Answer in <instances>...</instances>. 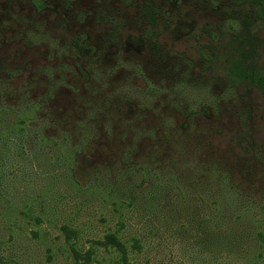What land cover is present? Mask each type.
<instances>
[{"label": "rangeland", "instance_id": "obj_1", "mask_svg": "<svg viewBox=\"0 0 264 264\" xmlns=\"http://www.w3.org/2000/svg\"><path fill=\"white\" fill-rule=\"evenodd\" d=\"M38 1L0 0V97L26 86L30 101H45L49 91L44 131L86 145L73 179L50 165L51 148L38 157L27 143L21 158L13 140L0 153V264H73L64 226L79 231L83 254L94 249L90 264H118L104 246L111 233L133 264H264V95L231 72L238 64L264 73V22L250 0ZM155 129L163 138L141 137ZM187 147L196 162L226 169L216 186L203 171V186L182 182L186 193L158 178L141 182L133 199L113 195V176L131 183L122 178L127 150L135 168L151 158L171 176L179 167L192 174Z\"/></svg>", "mask_w": 264, "mask_h": 264}, {"label": "trees", "instance_id": "obj_2", "mask_svg": "<svg viewBox=\"0 0 264 264\" xmlns=\"http://www.w3.org/2000/svg\"><path fill=\"white\" fill-rule=\"evenodd\" d=\"M247 0H239L238 3L243 4ZM252 3L253 11L255 16L264 22V0H250ZM35 3L38 6H42V3L38 0H35ZM201 55L205 59H209V56L202 50ZM237 80H240L242 82H247L251 86L258 88L262 94L264 95V73L261 71H257L251 68H243L238 64H235L234 68L231 71ZM23 87V91H22ZM21 91L18 94L19 96L15 97L16 91L14 88H12L9 92L2 93L0 97V127H2L3 130L0 129V153L1 156L3 154L4 156V151L5 154L9 152V143L11 141L15 142L16 146L18 149H20L19 156L23 158V156L26 155L25 152V144H31L33 148L37 149V151L43 152V154H39L38 157H45L47 155V149L51 148L55 151L56 155L54 156L53 160H55L56 164L50 163L51 166L55 167H63L67 169L70 173L71 179H73V164L76 160V157L80 155L82 152V149L85 147L86 142L84 140H79L78 143H70L68 139V134L64 133L62 134L61 138L59 140H56L55 138L50 137L47 135V133L44 131L46 126L48 124H51L50 121L52 119H49L48 116L42 111L44 110L45 107V102H47L48 99H53V95L50 94V92H46V98L45 101L42 99L32 100L35 96L33 95L30 96L31 90L27 89L26 86H22ZM54 90V87H53ZM33 91V89H32ZM34 94V93H33ZM31 97V98H30ZM15 100H18V104L12 103ZM11 105H10V103ZM174 109H177V106H179V103L174 100V104L171 105ZM194 111H190V116L194 115ZM160 114H157L155 116V121L158 125L160 126H166V121L165 117H159ZM173 116H171V120H173ZM190 118V117H189ZM39 124L38 127H35L33 123ZM53 122V121H52ZM10 128V129H7ZM92 129V127H89ZM89 129V130H90ZM172 129V128H171ZM141 132V137H145L147 139H151L152 135H155V139L163 138L164 131L161 134H156V129L150 134L146 131H140ZM133 138L135 140H138V136L135 134L133 135ZM195 140V139H192ZM61 143V145H60ZM19 146V147H18ZM194 148L195 147H187L185 149L186 154L187 153H192L191 158L195 159V161H191L193 164L190 163L189 160H186L183 162V167L187 168L189 166H192L193 169L191 170L192 174H182L180 167L176 172H173L171 176L166 175L167 173H164L163 170H161V175L160 176L154 169H152L153 163L152 159L150 158V164L145 165L147 168L146 169H137L134 167V163L136 164L139 161H136L134 159L135 154H132V150L129 149L126 151L124 158L122 160V164H125L124 167L125 170L122 173V178H128L127 180H131V183L126 187H123V183L120 182V179L118 177L113 176V195H115V192H119L120 194H126L131 197V199L134 198L133 194L137 189H139L141 182L149 181L152 183H157V179L159 178L161 182L163 181H170L174 182V187L182 194L186 193V190L189 186H182V182L187 183L191 185L193 188L196 187V185L203 186L204 180H197L196 175L200 174L201 172H207L209 174L215 175V179L212 181L214 183V186L217 185V182L221 180V176L225 177L226 169L223 168L222 165L220 164H212V163H201L202 161H199L197 159L196 162V157L194 156ZM157 147L153 149V155L155 156V151ZM202 157L205 159V153L201 154ZM37 157V159H39ZM48 165L51 160V158H48ZM45 159L44 161H46ZM130 160L132 162H130ZM5 161L4 157L1 158V163L3 164ZM43 161V162H44ZM208 162V161H207ZM40 168V167H39ZM177 168V167H176ZM175 168V169H176ZM56 169V168H55ZM142 171L143 174L140 176V184H138L137 177L139 176L138 171ZM62 170L52 172L55 174V176H58V173H60ZM47 174H51V171L48 170L46 172ZM169 177V178H165ZM206 188L208 187V181L205 184ZM198 188V187H197ZM195 188V189H197ZM221 192L225 190V186L220 187ZM159 186L158 185H153L149 189L146 190V198L148 200H151L153 203L155 198L157 197V194L159 193ZM227 192L224 193L223 196H226ZM120 196V195H118ZM150 203V204H151ZM151 207H155L154 205H150ZM178 210V207L176 208ZM175 210V211H176ZM220 226V225H219ZM217 226V228L220 230V227ZM63 233L66 235V239L68 241V244L70 246L71 253L73 255V264H90V260L93 256L94 249L89 250L85 254L81 252V249H79L77 243L74 241L75 239L79 240L80 238V233L78 230L73 229L69 226H64L62 228ZM103 242H99V245H101ZM140 243L139 242H134V248H139ZM104 246L107 248H112L115 253L118 254L119 260L118 264H133L130 261V256H129V250L128 246L126 243L123 241L122 237H120L117 233H111L106 235L104 238ZM96 248V247H95Z\"/></svg>", "mask_w": 264, "mask_h": 264}]
</instances>
